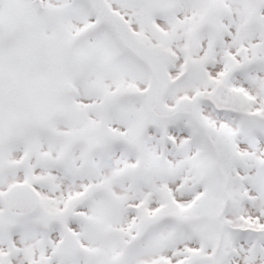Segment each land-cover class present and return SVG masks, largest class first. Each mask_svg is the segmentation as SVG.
Instances as JSON below:
<instances>
[{
    "label": "snow or ice",
    "instance_id": "1",
    "mask_svg": "<svg viewBox=\"0 0 264 264\" xmlns=\"http://www.w3.org/2000/svg\"><path fill=\"white\" fill-rule=\"evenodd\" d=\"M0 264H264V0H0Z\"/></svg>",
    "mask_w": 264,
    "mask_h": 264
}]
</instances>
